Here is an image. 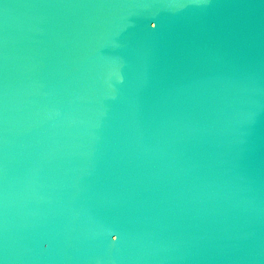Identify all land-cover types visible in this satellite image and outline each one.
Wrapping results in <instances>:
<instances>
[{"label": "water", "instance_id": "water-1", "mask_svg": "<svg viewBox=\"0 0 264 264\" xmlns=\"http://www.w3.org/2000/svg\"><path fill=\"white\" fill-rule=\"evenodd\" d=\"M0 264H264V0H0Z\"/></svg>", "mask_w": 264, "mask_h": 264}]
</instances>
